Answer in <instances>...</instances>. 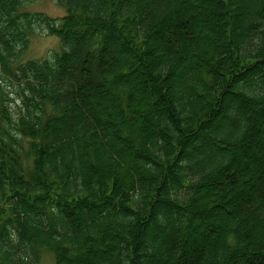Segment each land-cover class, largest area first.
Instances as JSON below:
<instances>
[{"label":"trees","instance_id":"trees-1","mask_svg":"<svg viewBox=\"0 0 264 264\" xmlns=\"http://www.w3.org/2000/svg\"><path fill=\"white\" fill-rule=\"evenodd\" d=\"M33 1L0 0V264H264V0Z\"/></svg>","mask_w":264,"mask_h":264},{"label":"rangeland","instance_id":"rangeland-1","mask_svg":"<svg viewBox=\"0 0 264 264\" xmlns=\"http://www.w3.org/2000/svg\"><path fill=\"white\" fill-rule=\"evenodd\" d=\"M29 1H31V0H29ZM33 2H34V3H32L33 5H31V6L28 7V11H31V12L41 11V12H45V13L51 15V16H54V17L55 16H62L66 12V7H64L62 5H59V3H57L54 0H35ZM207 16H209V15H206L205 17H207ZM58 49H60V39H59L58 36H56V35H37V36H34L31 39V45H30V48H29V50H28V52L26 54L27 55V59L46 58V57H48L51 54V52L53 50H58ZM257 137L259 139H262V138H264V135L263 136H257ZM195 142H198V141H195ZM260 151H261V149H260ZM261 157L264 158V148L261 151ZM256 180H257V183L260 184L259 178H257ZM218 187L220 189L223 188L222 186H220V183L218 184V186L216 185V188H218ZM240 187H241V191L244 192V190H243L244 186L241 185ZM248 190L249 189L246 188L245 189V192L244 193L242 192L241 193L242 195L241 194L239 195V197L235 201L236 204H239V203L245 201L249 197L248 196ZM249 192H250V190H249ZM234 205H235V203H233V208L231 209L232 210V213L229 212L227 214V217L226 218L232 217L234 215V213H235V212L233 213V211H237L235 209V206ZM227 210H229V209H227ZM172 214H173V212H172ZM177 216H176V214H175V216L171 215V217H169V221L170 222H175V220H177ZM260 216L261 215H257L256 217L259 218ZM210 218H212V219H219L220 216H219L218 213L214 212L210 216ZM262 218H263V216H261L259 219H262ZM249 219H252V218H249ZM179 221H180V218H179ZM247 221H251V220H247ZM262 222H264V220ZM243 227H242V230H244ZM202 228H203V226L201 225L200 226V231L201 232L198 231L201 234H203V232H205V230H206L205 228H207V226H204V229L205 230L202 229ZM261 228H263V229H261ZM170 232H171V230H169V229L166 230L164 232V236L162 237V239H164L165 237H167L166 239H168V240L172 239L171 238L172 235L169 234ZM208 232H209V230H208ZM263 232H264V223L263 224L261 223L258 228H255V233H254L255 234L254 235L255 237H254V241L252 242L253 247L255 246V244H258L259 242H261V243L264 242V233ZM257 233H260V235L257 236ZM176 235L178 236V233L177 232H176ZM201 237H205L206 238V237H210V236H209V233H208V236H202L201 235ZM244 239H246V238L243 237V240ZM207 240L209 241V245H210V243L211 244L213 243L212 242L213 239H207ZM181 243H182L181 244V249L184 248L183 246L187 245V243H186V237L182 238V234H181ZM170 246H171V244H170ZM245 246H247V244H244L243 243V247H245ZM185 248H186V246H185ZM247 251H250L249 252V255H252L253 254L251 248H249ZM143 253L144 252L141 250V254H143ZM132 260H133V263L136 260L134 255H133ZM220 260H221V258L218 259L219 263L221 262ZM43 261H44V262H42L43 264H55L54 257H52L50 255L46 256ZM165 264H167V262H165Z\"/></svg>","mask_w":264,"mask_h":264}]
</instances>
